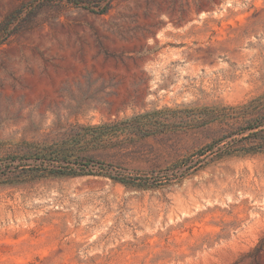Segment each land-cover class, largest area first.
Listing matches in <instances>:
<instances>
[{
    "label": "rangeland",
    "instance_id": "rangeland-1",
    "mask_svg": "<svg viewBox=\"0 0 264 264\" xmlns=\"http://www.w3.org/2000/svg\"><path fill=\"white\" fill-rule=\"evenodd\" d=\"M15 30L0 264H264V0H47Z\"/></svg>",
    "mask_w": 264,
    "mask_h": 264
},
{
    "label": "trees",
    "instance_id": "trees-1",
    "mask_svg": "<svg viewBox=\"0 0 264 264\" xmlns=\"http://www.w3.org/2000/svg\"><path fill=\"white\" fill-rule=\"evenodd\" d=\"M47 0H32L30 2L21 4L17 9H15L12 13H10L1 23H0V44H2L6 39L14 34L16 31V27L21 21L23 20V15L30 14L33 12L37 6L40 3H44ZM53 1H58V2H65L67 4L72 5L73 7L76 8H81L84 10H89L90 12L96 13V14H104L108 11L111 5L112 0L105 1V3L102 5L101 2L103 1H97V5L90 6L86 4L85 0H53ZM160 112H157L159 114ZM148 114H144L141 116H136L133 117L131 120L134 121L136 119H140L141 117H144ZM110 127V125H101L99 127L93 128V129H106ZM83 166L80 168V171L84 172L86 167L88 166L87 164L81 165ZM89 172V171H87Z\"/></svg>",
    "mask_w": 264,
    "mask_h": 264
}]
</instances>
